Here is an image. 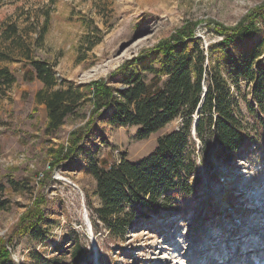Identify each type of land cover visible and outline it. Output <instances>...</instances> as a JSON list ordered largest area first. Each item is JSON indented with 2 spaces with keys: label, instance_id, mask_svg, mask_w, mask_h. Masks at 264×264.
I'll return each instance as SVG.
<instances>
[{
  "label": "rangeland",
  "instance_id": "rangeland-1",
  "mask_svg": "<svg viewBox=\"0 0 264 264\" xmlns=\"http://www.w3.org/2000/svg\"><path fill=\"white\" fill-rule=\"evenodd\" d=\"M51 1L0 0V54L6 57L0 69H8L15 78L12 86L0 90V184L5 185L0 201L10 202L0 211V238H9L36 205L51 223L45 243L14 237L10 264H35L33 253L72 264L76 245L88 253L83 264H264V253L258 250L264 247V142L233 167L213 160L212 142L197 174L203 186L194 210L186 218L168 217L140 228L114 245L103 231L96 234L93 226L90 231L87 199L99 206L96 182L84 170L90 157L107 168L122 158L138 162L155 150L161 136L177 129L180 120L139 140L136 127H113L101 117L75 168H55L57 152L69 147L72 132L84 127L88 118H70L48 138L46 107L36 103L44 85L30 74L26 58L29 54L50 63L57 79L90 86L91 92L100 81L118 88L121 77L116 73L127 62L184 32H193L206 50L223 40L212 29L237 28L251 12L264 10V0H55L50 29L40 41L41 11ZM10 25H17L22 36L18 44L6 35ZM86 37L98 41L91 51H86ZM263 38L264 32H258L239 48L250 49ZM94 103L92 96L83 111L92 110ZM241 107L247 126L251 121L244 102ZM202 150L196 139V153ZM9 179L26 181L28 188L14 193ZM259 191L262 198L253 202L251 197Z\"/></svg>",
  "mask_w": 264,
  "mask_h": 264
},
{
  "label": "trees",
  "instance_id": "trees-1",
  "mask_svg": "<svg viewBox=\"0 0 264 264\" xmlns=\"http://www.w3.org/2000/svg\"><path fill=\"white\" fill-rule=\"evenodd\" d=\"M53 4L55 0L41 11L44 21L39 27L40 41L50 29ZM242 22L235 29H212L223 40L206 50L193 32H184L170 43L127 62L116 73L121 77V87L100 81L92 85V92L90 86L60 81L50 63L26 55L30 74L44 85L36 95V103L46 107V136H56L70 118H88L84 127L72 132L69 147L57 152L55 168H75V160L85 153L84 145L92 138L101 117L113 127H136L139 140L180 120L179 127L161 136L155 150L138 162L122 158L107 168L97 157H90L84 170L96 182L94 197L99 206L88 198V210L94 232L103 231L106 241L124 243L129 234L159 220L186 218L201 200L203 180L197 174L205 164L203 152L212 142L213 160L231 167L264 142V38L250 49L239 48L246 39L264 32V10L251 12ZM36 25H40L39 19ZM19 34L17 25L6 30L15 44L22 39ZM85 41L86 51L98 42H92L90 37ZM0 60H6L5 55L0 54ZM14 83L8 69H0V90ZM92 96L94 108L83 111ZM242 102L251 121L247 126ZM196 115L199 118L194 137ZM196 139L204 147L200 154L195 151ZM199 159H203L201 164ZM24 182L7 181L14 193L26 191ZM4 191L5 185L0 184V192ZM9 204L0 201V211ZM48 220L37 205L29 211L9 238H0V264L11 263L9 246L14 237L29 236L38 243L47 242L51 232ZM87 254L76 245L72 264L85 263ZM32 257L35 264H59L38 253Z\"/></svg>",
  "mask_w": 264,
  "mask_h": 264
},
{
  "label": "bare ground",
  "instance_id": "bare-ground-1",
  "mask_svg": "<svg viewBox=\"0 0 264 264\" xmlns=\"http://www.w3.org/2000/svg\"><path fill=\"white\" fill-rule=\"evenodd\" d=\"M260 190V189H259ZM263 194L261 191H259V193H257L255 195V197H251L252 198V201L253 202H258L259 203V200L262 198ZM226 201V200H224ZM264 201V200H263ZM256 204V203H255ZM257 205V204H256ZM261 230V229H260ZM262 231V230H261ZM258 235V234H257ZM264 246V245H263ZM260 249H258L260 252L264 253V247H262L261 245H259Z\"/></svg>",
  "mask_w": 264,
  "mask_h": 264
},
{
  "label": "water",
  "instance_id": "water-1",
  "mask_svg": "<svg viewBox=\"0 0 264 264\" xmlns=\"http://www.w3.org/2000/svg\"><path fill=\"white\" fill-rule=\"evenodd\" d=\"M198 118H199L198 115H196L195 116V122H194V125H193V131H192V134H193L194 137H196V133H197L196 126H197ZM86 219H87L88 222L90 221L89 218H88L87 213H86ZM89 225H90V231H92V225L91 224H89Z\"/></svg>",
  "mask_w": 264,
  "mask_h": 264
}]
</instances>
